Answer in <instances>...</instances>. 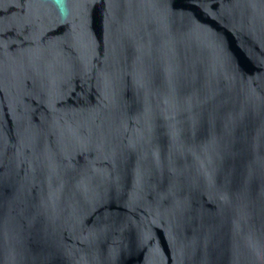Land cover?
Returning a JSON list of instances; mask_svg holds the SVG:
<instances>
[{
  "label": "water",
  "instance_id": "95a60500",
  "mask_svg": "<svg viewBox=\"0 0 264 264\" xmlns=\"http://www.w3.org/2000/svg\"><path fill=\"white\" fill-rule=\"evenodd\" d=\"M0 264H264V0H0Z\"/></svg>",
  "mask_w": 264,
  "mask_h": 264
}]
</instances>
